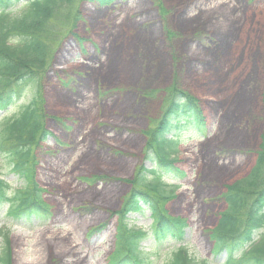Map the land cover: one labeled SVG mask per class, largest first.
<instances>
[{
	"label": "rangeland",
	"instance_id": "1",
	"mask_svg": "<svg viewBox=\"0 0 264 264\" xmlns=\"http://www.w3.org/2000/svg\"><path fill=\"white\" fill-rule=\"evenodd\" d=\"M72 9L55 27L41 75L50 134L33 144L48 217L14 221L13 202L3 205L0 253L8 246L11 264H108L134 227L149 232L139 242L146 264H166L181 245L196 259L224 263L211 231L226 186L254 165L264 129V0H75ZM181 92L196 101L206 128L183 133L178 172L154 179L169 193L161 200L151 192L163 211L188 223L183 242L156 243L148 206L126 221L118 212L137 188V169L154 167L151 135ZM0 171L9 195L27 183L1 158Z\"/></svg>",
	"mask_w": 264,
	"mask_h": 264
},
{
	"label": "trees",
	"instance_id": "2",
	"mask_svg": "<svg viewBox=\"0 0 264 264\" xmlns=\"http://www.w3.org/2000/svg\"><path fill=\"white\" fill-rule=\"evenodd\" d=\"M87 1L107 5L116 0ZM74 2L0 0V115L18 107L15 114L0 118V158L8 163L11 172L27 182V186L9 195V184L0 175V208L13 202L9 211L13 220L48 217L49 209L35 184L33 165V144L36 147L50 134L44 125L41 107L44 102L41 75L50 42L55 39V27L59 21L70 19ZM77 22L78 15L73 17L74 26ZM261 96L264 109V85ZM23 99V104L18 105ZM205 128L206 120L196 101L185 93H176L151 135L148 154L154 167L148 169L142 165L135 172L137 188L118 212L121 221H125L129 213L143 211L148 206L154 218L150 236L156 243L185 240L187 221L168 216L162 202L151 192H156L161 200L169 198L168 191L159 190L155 177L178 172L176 154L183 133H204ZM28 185L34 189L29 190ZM223 196L226 207L211 231L214 252L227 254L222 264H264V129L254 165L244 177L226 186ZM127 236L123 239L124 247L117 246L109 264H146L139 242L147 234L130 228ZM8 237L6 235L7 242ZM132 237H136L135 243L126 245V240ZM10 261L11 252L6 246L0 253V264H11ZM166 264L211 262L196 259L181 245L175 247Z\"/></svg>",
	"mask_w": 264,
	"mask_h": 264
},
{
	"label": "bare ground",
	"instance_id": "3",
	"mask_svg": "<svg viewBox=\"0 0 264 264\" xmlns=\"http://www.w3.org/2000/svg\"><path fill=\"white\" fill-rule=\"evenodd\" d=\"M67 233L69 234V235H72V234H70L71 233V230H69V231H67ZM20 236L21 237H24V239H25V241H26V238H30V236H29V234L26 232V231H20ZM26 243V242H25ZM52 244H55V243H53L52 241H50V243H48V245L49 246H51ZM35 247V245L33 244V248ZM52 248H57V246H55V245H53V246H51ZM36 248H37V246H36ZM54 252H62L63 253V251L62 250H60V251H58V249H54L53 250ZM56 252V253H57Z\"/></svg>",
	"mask_w": 264,
	"mask_h": 264
}]
</instances>
